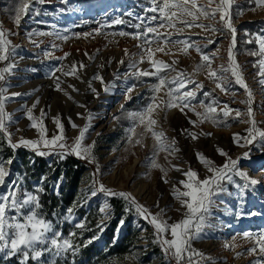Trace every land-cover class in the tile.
Listing matches in <instances>:
<instances>
[{"label": "rangeland", "instance_id": "374dc122", "mask_svg": "<svg viewBox=\"0 0 264 264\" xmlns=\"http://www.w3.org/2000/svg\"><path fill=\"white\" fill-rule=\"evenodd\" d=\"M6 2L7 0H0V25L5 31L16 33L8 38L13 45L17 46L15 61L17 67L14 70L15 75L9 78L11 83L9 93H29L38 89L31 96L14 97L6 103V111L13 113L14 119L19 121L18 124H13L9 129L13 133L14 143L18 142L21 137L37 139L36 130L29 128L30 121L25 118L23 106L27 105L31 108L32 104L38 99L39 104L34 109L33 114L39 117L41 110L46 113L44 123L49 138L57 131L53 118L59 117L64 126L67 141L71 144L79 135V128L84 127L87 123L82 117L88 113H91L94 117L98 114L96 110L92 109L95 98H84V96L87 97L92 94L96 98H100L101 88H104L105 84H101L99 80L94 79L96 75L102 76L106 84L113 85L111 90L106 93L113 92L118 85L126 89L135 86L131 93V100H126L125 93H123L124 97L121 101V105L123 104L124 107L127 104L131 105V103L139 105L137 109L130 112L142 111L150 102V97L153 95L151 86L157 82L156 77H136L131 74L136 70H122L127 64L135 62L137 68L143 65L146 71L154 72L155 68L149 62L146 54L149 45L143 44V38L135 39L132 35L121 37L111 34L120 31L135 34L138 31H143L145 26L154 27L156 22L149 24V18L158 15V13L148 11L149 8L153 7L152 0H45L43 4H35V8L41 14L33 16L29 13L23 16L19 26L14 23V15L9 14L8 7L13 6H6ZM253 3L254 6H251L250 0H235L233 5V23L237 29L235 54L237 62L241 65L245 81L253 92L252 107L257 127L264 130V85L259 82L261 78L257 75L258 66H253L259 57L248 54L250 50H255L257 45L255 43H244L248 39L246 33L264 34V7H257L254 0ZM8 4H10V1ZM239 5L240 8H238ZM44 12H47L48 15H43ZM116 18L123 20L124 23L113 24L112 21ZM141 21H143V24ZM203 22L208 23V21ZM103 24L109 26L101 28ZM138 24L141 25L140 29L133 27V25ZM98 28L100 29L99 34L95 31ZM34 31L60 32L61 35H66L68 39H57L55 35H28V33ZM158 31L172 33V39L191 38L197 40L200 42L201 47L205 43L203 38L206 34L198 28L185 29L182 36L177 35L173 29L162 28ZM83 33H91V35L87 37L76 35ZM207 35L216 40V43L204 48L205 52H216L213 68L220 65L226 66L228 63L227 49L230 43V34L225 32L223 35L211 36L210 33ZM147 39L152 41L151 48L154 52L151 57L152 60L163 61L167 64L177 61L174 65L176 72L165 70L164 73H161V75L166 73L169 79L176 76L177 72H186L191 75L195 66L200 63V56L193 49H189L188 53L184 54L179 50L181 47L179 45L157 43L152 33L148 34ZM37 43H39V47L36 46ZM53 44L56 47H53ZM141 44H143V48L138 47ZM161 46L165 48L168 54L162 52L158 54L154 51L155 48ZM125 50H127L128 55H125ZM46 51L52 53L51 58L45 57L44 53ZM65 54L69 55L65 56ZM59 57L65 58L57 59ZM141 57L144 58L143 63H140ZM23 61L35 64L29 70L36 75L38 80L49 84L47 88L25 89L21 87L22 85L16 84L25 73L21 67ZM120 61L124 63L121 64ZM81 63L85 65L83 69H79ZM73 64L77 65L76 75H64L63 73L69 71ZM0 67H3V64H0ZM57 68L62 69V71H55ZM32 69L36 71H32ZM54 71L55 75L53 76ZM57 77L64 91L56 90ZM140 78L143 81L141 86L137 87L136 82ZM193 78L203 85L202 89H197V101H193L194 104L198 101L209 103L211 98H205L203 93L210 92L212 97L221 105L227 103L232 109L240 110L242 114L240 117H235L233 112L226 118V124L228 125L226 128L215 126L208 121L202 124L198 122V125L194 127L190 123V121H197V116L193 111L187 108L183 112L178 108L162 110L164 109V103L167 101L166 89L156 94V103L160 107L156 109L152 116L153 119L158 121L157 125L154 126V130L157 132L163 130L168 142L175 139L177 142L176 147L180 150L175 155L160 152L156 157L157 163L168 170V183L164 182L163 173L159 169H153L149 166V158L153 156L156 145L151 133L145 132L144 126H139L136 128V133L143 134L142 145L132 146L129 143L127 130L134 126V122L128 118V115L126 126L117 121V116L122 111L121 105L100 129L95 128L94 133L92 131L95 118L91 121L92 126L84 144L90 145L95 141L93 149L95 162L90 163L86 159L68 155L76 158L86 167V175L80 187V190L86 195L85 207H89L92 203H98L100 210L107 204V210L105 212L100 210V212L103 215H108L111 211L110 200L121 201L124 203L125 217L129 219V222L127 224L120 222L115 232L116 235H120L126 225L140 231L141 242L126 264H175V261H170L163 253L160 245L154 242L153 226L134 210L126 211L129 205L124 199L108 197L102 192H97L94 197L90 195L95 187L93 178L96 174L97 165L99 166V174L95 178L99 183L113 191L130 193L137 202L149 209L153 215L161 209H168L165 219H168L169 223H173L182 219L185 211L180 203L173 198L172 193L173 185L179 187L178 182L185 179L182 172H186L191 168L198 172L201 180L210 175L205 167L198 162L197 152L211 159L216 166H222L228 157L237 159L247 152L249 158L241 159L238 167L259 183L244 192H240L236 185L242 184L243 181L239 177H233L234 183L225 182L226 191L215 198L216 203L212 206V215L209 219L212 227L206 228L199 239L192 241L193 249L211 258L210 261L202 262V264H253L257 259L256 256L247 253V249L253 246V241L245 239L242 233L245 231L253 234L264 232V194L260 193L261 199L259 201L255 199L260 187H262L261 191L264 193V146H261L259 140H257L245 147H240L233 140L234 134L246 136L247 129L250 127L248 123L243 122L248 120L247 105L242 103L247 99L245 90L233 81L229 85L230 92L228 94L222 93L215 87V83L207 78V73L204 71L196 74ZM89 84H91V88ZM70 85L74 86L77 91H74L73 87H69ZM94 87L97 88L96 93L99 94L98 96L92 91ZM192 89H195L194 84H189L185 90ZM65 92L67 95H65ZM143 104L144 106H141ZM196 111L202 112L203 109L198 107ZM72 123L79 126V128L74 129ZM17 128L21 131L18 132ZM189 132L196 133L199 138L193 140L188 134ZM202 133H211V135ZM0 135L6 143L3 135ZM241 143H243L242 140ZM218 148L228 153V157L219 155ZM16 150H26L35 154L32 150L24 147ZM55 156L57 155L43 157L50 160ZM0 159L5 160L1 154ZM173 165L180 168L182 172L175 171L172 168ZM6 167L10 168L11 175L6 178V185L0 187V192L6 191L8 181L18 180L14 165H6ZM54 188L57 189V186ZM241 211L243 215L238 216L237 214ZM250 213L256 214L250 215ZM71 217L68 221L74 224L76 220L73 216ZM105 221H108V218ZM229 245L232 247L230 248ZM237 253H242V255L237 258ZM0 255L9 257L3 252H0ZM63 255L56 257L46 253L39 263L54 264L55 260L63 257ZM17 256L21 260V257ZM261 259H264V257H261Z\"/></svg>", "mask_w": 264, "mask_h": 264}, {"label": "snow or ice", "instance_id": "6c2138e0", "mask_svg": "<svg viewBox=\"0 0 264 264\" xmlns=\"http://www.w3.org/2000/svg\"><path fill=\"white\" fill-rule=\"evenodd\" d=\"M45 0H16L14 6V23L19 26L23 16L31 13L33 16L40 15V11L35 8V4H43ZM153 7L148 11L158 13L149 18V24L156 22L155 26H145L143 31H138L135 34L126 33L120 31L118 33H112L111 35H119L121 37L132 35L135 39L143 38V44H148L146 54L149 57V62L155 68V71H145L137 69L135 62L129 64L130 69H136L131 73L136 77H148L155 76L157 82L151 86L153 95L150 97V102L144 107L142 111L128 113V118L134 122V126L129 128V143L132 146L142 145L143 134H137L136 128L144 126L145 132L151 133L152 137L156 141L154 148V154L149 158V166L153 169H159L163 173L164 182L168 183L167 175L168 170L163 168L157 163L156 157L160 152H167L169 155H175L179 152V148L176 147V141L173 139L168 142V138L163 130L157 132L154 130V126L158 121L153 119V113L160 105L156 103L157 95L162 90L166 89L167 101L164 103V109L178 108L181 112L184 109L193 111L197 116V121H190V123L196 127L199 123L205 121L211 122L215 126L226 124V118H228L233 112L235 117L241 116V111L238 109H232L227 103L221 105L214 97L212 93L204 92L205 98H211L209 103L204 101H197V89H202L203 85L199 84L193 77L196 74L204 71L207 73V78L215 83V87L222 93L228 94L230 92L229 85L234 81L241 88L245 90L247 99L242 101L247 105L248 120L243 121L248 123L250 127L247 129L246 136H240L239 134L233 135L234 142L240 146L252 144L254 141L259 140L261 146H264V130L257 127V122L253 114V92L248 87L241 65L236 60L235 49L237 46V29L233 23L232 9L235 4V0H152ZM257 7H264V0H254ZM242 14V10H241ZM43 15H48L44 12ZM203 21H208L204 23ZM113 24H123L124 21L116 18L112 21ZM143 24V21H141ZM109 25L103 24L102 27ZM133 27L140 29L141 25H133ZM173 29L179 36L184 34L185 29L198 28L205 37L203 38L205 43L203 47L197 40L191 38L186 39H172V33H161L158 29ZM67 31V29H65ZM99 34L100 29L95 30ZM225 32L230 34V43L227 49V65H220L213 68V60L216 58V52H205L204 48L208 45L216 43V40L210 38L217 34L223 35ZM152 33L157 43L163 45L181 46L180 51L184 54L188 53L189 49H193L200 56V63H198L193 73L190 75L186 72H177L176 76L171 79L168 76L161 75L165 70L176 72L174 65L177 61H173L172 64H167L163 61H154L151 57L154 55L151 48V40H148V34ZM10 31H5L2 25H0V134L3 135L6 140L7 146L14 151L20 147H24L35 152L37 156L58 155L61 158H65L68 155H75L80 159H86L90 163L95 162L93 155V149L95 147V141L90 145H85L84 141L87 138V134L91 128V121L95 118L91 113H88L84 118L87 123L84 127L79 128L76 124L72 123V127L79 128V135L75 140L69 144L64 132V126L59 117L53 118V123L56 125L57 131L49 138L47 127L44 123L46 113L41 110L40 116H34L33 111L39 104V100L32 104L31 108L27 105L23 106L25 112V118L30 121L29 128L35 129L37 132V139H26L21 137L18 142H13V133L9 131L13 124H18V119H14V114L6 111V103L12 100L14 97H20L23 95H33L35 91L29 93H9L11 87L10 77L15 75V69L17 67L16 55L17 46L13 45L8 38L10 35H15ZM29 36H52L55 35L57 39L67 40L66 35H61L60 32H30ZM77 36L83 35L85 37L91 35V33L76 34ZM248 39L244 41L246 44L255 43L257 48L250 50L249 55L253 57H259L254 67L259 68L257 75L261 78L260 84L264 85V34L261 33H246ZM143 44L138 47L143 48ZM39 47V43L36 44ZM53 47L56 45L53 44ZM156 52H162L168 54L164 47H158ZM45 57L51 58V52H45ZM69 54H65L67 56ZM87 55V53H85ZM125 55H128L125 50ZM65 57H59L57 59H64ZM144 62V58L141 57L140 63ZM123 64V61H120ZM85 65L81 63L79 69H83ZM77 65L73 64L69 71L64 72V75H76ZM32 71H36L32 69ZM55 71H62L57 68ZM55 71L52 75H55ZM79 78V77H77ZM56 90L64 91L61 88L59 78L57 77ZM94 79L99 80L101 84H105L104 91L109 92L113 85L105 83L104 79L100 75H96ZM189 84H194L195 89H187ZM73 87L74 91L77 89ZM91 88V84H89ZM135 86L126 89L125 98L131 100V93ZM92 91L96 93V89L92 88ZM97 96L99 95L96 93ZM65 95L67 93L65 92ZM71 98V97H69ZM83 107V105H81ZM202 108V112H197L196 108ZM124 105H121V109ZM219 109V111H218ZM79 115V114H78ZM17 131L21 129L17 128ZM193 140L198 139L196 133H188ZM204 135H211V133H202ZM135 138V139H134ZM241 140L243 143H241ZM218 154L228 157V153L222 149H217ZM196 157L199 163H201L209 176L201 180L198 172L189 168L186 172L175 165L172 168L175 171L182 172L185 179L179 181V187L175 184L172 188L173 198L177 200L181 207L185 209L183 218L177 222L169 223L168 219H165L168 209H161L158 213L153 215L149 209L141 205L136 199L126 192H117L112 189L106 188L103 184L95 178L99 174V166L97 165L96 174H94L93 185L94 190L91 191V196H96L97 192H102L108 197H119L124 199L129 207L126 211L134 210L139 216L144 218L154 228L155 243H158L165 254V256L171 261L174 260L175 264H202V262L210 261L211 258L204 253L196 251L192 247V241L199 239L205 232L206 228L212 227L209 223V219L212 215V206L216 203L215 198L226 191L224 183H234L233 177H239L243 183L237 184V188L240 192H244L252 186L259 183L254 178L240 170L238 167L241 159H248L249 153L245 152L242 157L232 159L228 157L226 162L222 166H216L215 163L207 158L204 154L197 152ZM12 159L8 160L0 159V187L6 185V178L11 175L10 168L6 165H11ZM43 191L42 188H36L33 191H27L21 188L18 180H11L7 182L6 191L0 192V252L12 257L19 255L21 257L20 264H28L31 259L39 262L41 258L47 253L60 257L63 254L71 251L76 254L79 251L80 246L75 245L74 241L64 237L63 233L56 230L54 223L47 219L40 211L42 205L40 203V197L38 193ZM108 205L105 204L101 208V212H105ZM69 217L73 212L72 208L68 210ZM256 213H250L255 215ZM242 216L243 212L237 214ZM123 223V221L121 222ZM77 228H83L81 223L76 224ZM75 232L69 233L70 237H75ZM171 238H168V237ZM242 236L245 239L253 241V246L247 249L249 255H254L257 259L253 264H264V232L253 234L251 232H243ZM94 237L93 239H95ZM92 243V239H89L86 244ZM231 248L232 246L229 245ZM242 253H237V258Z\"/></svg>", "mask_w": 264, "mask_h": 264}, {"label": "trees", "instance_id": "16d2710c", "mask_svg": "<svg viewBox=\"0 0 264 264\" xmlns=\"http://www.w3.org/2000/svg\"><path fill=\"white\" fill-rule=\"evenodd\" d=\"M10 1V4H8ZM7 0L6 6L9 14L14 15L16 0ZM254 6L253 0H250ZM241 6L239 5L238 8ZM166 74V73H165ZM142 78L136 82L140 87ZM206 102V101H205ZM141 106H144L141 105ZM139 105L131 103L125 105L121 113L117 116V121L126 126L128 112L135 110ZM227 127L228 125H219ZM0 154L5 160L12 159V164L21 188L33 191L42 188L38 193L42 208L40 211L51 220L56 229L63 233L64 237L74 241L79 245V251L73 254L71 251L56 259L54 264H126L127 260L133 256L140 240V231L127 226L120 235H116L118 224L128 223L125 217L124 203L118 200H110L111 211L108 215H103L99 210L98 203H92L85 207L86 195L80 190L86 175V167L83 163L72 156L61 158L55 156L50 160L36 156L26 150H13L7 146L0 135ZM57 186V189L54 187ZM72 208L73 216L76 220L74 224L68 221V209ZM108 221H105L107 220ZM81 223L83 228H77L76 224ZM75 232V237H70L69 233ZM96 237L95 239H93ZM92 239V243L84 245ZM0 264H20L18 256L5 257L0 255ZM28 264H45L29 260Z\"/></svg>", "mask_w": 264, "mask_h": 264}, {"label": "bare ground", "instance_id": "6f19581e", "mask_svg": "<svg viewBox=\"0 0 264 264\" xmlns=\"http://www.w3.org/2000/svg\"><path fill=\"white\" fill-rule=\"evenodd\" d=\"M155 49H154V51H155ZM156 53L159 54L160 52H156ZM136 60L138 61V59H136ZM33 65H35V64L34 63H31V62L28 63V62H25V61H23L21 63V67L23 68V71H25V73L22 75L23 77L21 78V80H18V81L16 80L17 81L16 84H19L20 86L22 85L21 87L22 88H25V89L26 88H39V89L47 88L49 86V84H46V82H44L42 80H38L36 78V75L35 74H32L31 70H29V69L32 68ZM137 69H139V70H145L146 71V69H145V67L143 65H140ZM122 70L123 71H129V70L135 71L136 69H130L129 68V64H127L126 66H124V68ZM94 88L97 91V88L96 87H94ZM101 89H102V91L100 93V98H96L94 94L89 95L87 97L84 96V98H95V103H94L92 109L96 110L98 114L95 117V122H94L95 125H94L93 131H92L93 133L95 132V128H99L100 129L104 125V123L107 121V119H109V117L119 108V106L121 105V101L123 100V97H124L123 96V93H125V89L126 88L118 85V86H116V88H114L113 92H111V93L103 92L104 91L103 90L104 88H101ZM92 101H94V100H92ZM217 137H219V136H217ZM261 189H262V187L259 188V191H257V194L255 196V199L257 201H259V199H261L260 193L262 195L264 194L261 191Z\"/></svg>", "mask_w": 264, "mask_h": 264}]
</instances>
